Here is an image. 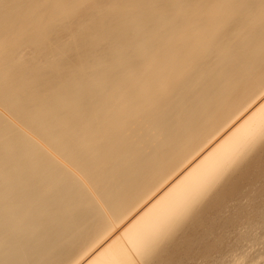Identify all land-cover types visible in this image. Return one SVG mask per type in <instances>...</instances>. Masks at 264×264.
<instances>
[{
  "label": "bare ground",
  "instance_id": "obj_1",
  "mask_svg": "<svg viewBox=\"0 0 264 264\" xmlns=\"http://www.w3.org/2000/svg\"><path fill=\"white\" fill-rule=\"evenodd\" d=\"M263 137L264 0H0V264H156Z\"/></svg>",
  "mask_w": 264,
  "mask_h": 264
},
{
  "label": "rangeland",
  "instance_id": "obj_2",
  "mask_svg": "<svg viewBox=\"0 0 264 264\" xmlns=\"http://www.w3.org/2000/svg\"><path fill=\"white\" fill-rule=\"evenodd\" d=\"M262 143L263 149L256 153L260 157H263L264 155V137ZM261 151L263 152L261 153ZM259 166H255V170L258 168V171L264 172L263 165L262 167ZM256 177L257 176L249 177V182L253 185L251 189L254 192H251L248 198L238 199V194L233 197V200L238 204L235 212L232 214L229 212L227 213V210H225L226 208L221 206L223 204L216 206L221 210L217 215H213V209L215 210V208L212 209V214L210 217L208 216L212 220L211 226L207 225L204 221V223L200 220L196 221L195 223L197 226L195 231L194 233L187 235V241L184 242V244H182L183 241L181 240H184L182 238H177L178 241L176 239L171 241L168 245L169 249L167 251H170L171 255H169L170 252L165 255L159 254L157 257L155 255L154 261L156 260V264H166L167 261V264H264V229L261 228L264 226V219H260L259 215L256 216L255 214L256 209L258 208H260L261 214H264V187L263 184L260 183L254 185L256 181L262 180L260 178L256 179ZM244 189L245 188L242 187L241 191L243 192ZM218 208L216 209L218 210ZM204 217L206 216L204 215ZM231 220L235 223L234 226L230 224ZM209 231H212L211 235L208 234ZM184 234H187L185 230L179 232L180 236H183ZM186 244L191 246L190 251L187 250ZM179 249H181V251Z\"/></svg>",
  "mask_w": 264,
  "mask_h": 264
}]
</instances>
